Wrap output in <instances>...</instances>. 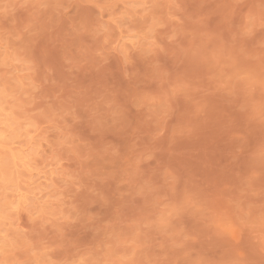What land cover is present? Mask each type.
Listing matches in <instances>:
<instances>
[{
	"label": "clouds",
	"instance_id": "1",
	"mask_svg": "<svg viewBox=\"0 0 264 264\" xmlns=\"http://www.w3.org/2000/svg\"><path fill=\"white\" fill-rule=\"evenodd\" d=\"M0 264H264V0H0Z\"/></svg>",
	"mask_w": 264,
	"mask_h": 264
}]
</instances>
